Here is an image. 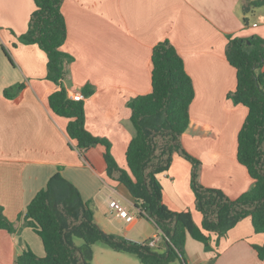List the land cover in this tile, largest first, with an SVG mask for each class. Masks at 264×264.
<instances>
[{
  "label": "crops",
  "instance_id": "crops-1",
  "mask_svg": "<svg viewBox=\"0 0 264 264\" xmlns=\"http://www.w3.org/2000/svg\"><path fill=\"white\" fill-rule=\"evenodd\" d=\"M35 9L34 0H0V205L15 227L14 232L0 229V264H16L27 250L45 256L41 236L21 215L57 173L77 188L105 232L138 243L154 238L161 233L156 223L141 216L127 187L109 177L105 147L83 154L68 136L69 120L52 110L49 96L59 86L46 79L47 55L19 39ZM62 12L67 25L63 50L74 58L65 81L68 94L80 98L84 86H94L85 98L86 126L110 141L121 167L127 168L126 152L135 134L128 102L151 91L153 48L169 39L195 88L182 144L201 162L200 182L233 199L254 186L238 160V134L248 108L228 97L236 89L237 70L226 57V45L228 35L264 38V6L245 14L241 0H64ZM192 168L188 159L175 155L160 175L163 202L173 211L190 209L202 229ZM111 200L123 205L134 222L112 211ZM205 233L209 250L187 236V264H264L254 247L264 244V233L255 231L250 216L219 240ZM156 246L165 251L163 241ZM113 251L137 258L117 257L124 264H142L134 254Z\"/></svg>",
  "mask_w": 264,
  "mask_h": 264
},
{
  "label": "trees",
  "instance_id": "trees-1",
  "mask_svg": "<svg viewBox=\"0 0 264 264\" xmlns=\"http://www.w3.org/2000/svg\"><path fill=\"white\" fill-rule=\"evenodd\" d=\"M34 2L36 9L31 14L28 30L19 39L25 44H36L47 55L46 79L59 86L49 96L52 110L69 120L68 136L83 154L97 145L105 147L109 177L127 187L141 216L156 223L163 234L165 251H154L148 245L150 240L138 243L105 232L77 188L57 173L21 215L41 236L46 254L40 257L27 250L18 256L16 264H89L87 255L98 242L115 251L134 254L142 264H187L188 235L209 250L210 238L205 232L216 234L219 240L247 216L251 217L255 231L264 233V72L261 71L264 38L227 36L226 57L237 70V86L228 97L233 103L248 108L238 134V160L255 180L250 190L233 199L221 189L206 187L200 182L201 162L183 147L182 136L189 126L195 88L183 57L169 39L159 41L153 48L151 91L128 102L135 134L126 152L127 168H123L111 152L110 141L87 129L85 98L93 94L94 86H84L80 98L68 94L65 81L74 58L63 50L67 38L62 12L64 0ZM242 5L244 13L249 14L264 6V0H242ZM5 53L12 61L10 54ZM5 94L11 96L8 91ZM176 154L192 163L191 187L196 209L203 214L202 229L195 223L190 209L173 211L163 202L160 175L169 170ZM0 229L15 231L14 222L5 215L2 205ZM75 236L84 240L86 250L74 243ZM254 247L263 259L264 244Z\"/></svg>",
  "mask_w": 264,
  "mask_h": 264
},
{
  "label": "rangeland",
  "instance_id": "rangeland-1",
  "mask_svg": "<svg viewBox=\"0 0 264 264\" xmlns=\"http://www.w3.org/2000/svg\"><path fill=\"white\" fill-rule=\"evenodd\" d=\"M241 3H242V0H241ZM134 213L138 214L136 212ZM74 243L78 247L86 250L84 240L81 237L75 236ZM152 249L154 251H159L158 246L153 247ZM117 257H132L133 259H137L135 256H132L130 254H116L111 248H109L107 245L101 242L94 244L92 246L91 254L89 253L87 255L89 264H124V262L121 260H118Z\"/></svg>",
  "mask_w": 264,
  "mask_h": 264
},
{
  "label": "built area",
  "instance_id": "built-area-1",
  "mask_svg": "<svg viewBox=\"0 0 264 264\" xmlns=\"http://www.w3.org/2000/svg\"><path fill=\"white\" fill-rule=\"evenodd\" d=\"M110 207L112 208V211H115L118 216L123 218L127 223H133L134 222V216L118 201L111 200L109 202ZM163 240V234L159 233L154 238L150 239L148 245L151 247H154L159 241Z\"/></svg>",
  "mask_w": 264,
  "mask_h": 264
}]
</instances>
